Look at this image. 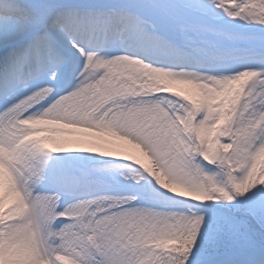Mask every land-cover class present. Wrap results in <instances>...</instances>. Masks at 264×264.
Here are the masks:
<instances>
[{
  "label": "snow or ice",
  "instance_id": "snow-or-ice-1",
  "mask_svg": "<svg viewBox=\"0 0 264 264\" xmlns=\"http://www.w3.org/2000/svg\"><path fill=\"white\" fill-rule=\"evenodd\" d=\"M0 264H264V0H0Z\"/></svg>",
  "mask_w": 264,
  "mask_h": 264
},
{
  "label": "bare ground",
  "instance_id": "bare-ground-1",
  "mask_svg": "<svg viewBox=\"0 0 264 264\" xmlns=\"http://www.w3.org/2000/svg\"><path fill=\"white\" fill-rule=\"evenodd\" d=\"M136 155H139L141 157H144L142 153L139 152V150H133Z\"/></svg>",
  "mask_w": 264,
  "mask_h": 264
},
{
  "label": "rangeland",
  "instance_id": "rangeland-1",
  "mask_svg": "<svg viewBox=\"0 0 264 264\" xmlns=\"http://www.w3.org/2000/svg\"><path fill=\"white\" fill-rule=\"evenodd\" d=\"M141 158L145 161V163H150V161H148L146 157H141Z\"/></svg>",
  "mask_w": 264,
  "mask_h": 264
}]
</instances>
